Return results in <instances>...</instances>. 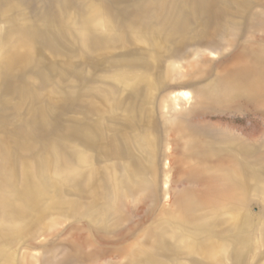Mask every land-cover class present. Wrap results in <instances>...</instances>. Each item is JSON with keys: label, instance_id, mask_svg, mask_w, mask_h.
Instances as JSON below:
<instances>
[{"label": "rangeland", "instance_id": "374dc122", "mask_svg": "<svg viewBox=\"0 0 264 264\" xmlns=\"http://www.w3.org/2000/svg\"><path fill=\"white\" fill-rule=\"evenodd\" d=\"M0 264H264V0H0Z\"/></svg>", "mask_w": 264, "mask_h": 264}]
</instances>
